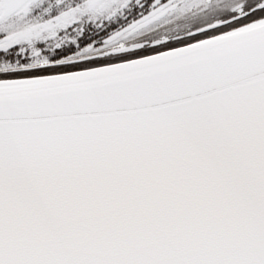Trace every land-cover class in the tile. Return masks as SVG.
Listing matches in <instances>:
<instances>
[{"label":"snow or ice","instance_id":"6c2138e0","mask_svg":"<svg viewBox=\"0 0 264 264\" xmlns=\"http://www.w3.org/2000/svg\"><path fill=\"white\" fill-rule=\"evenodd\" d=\"M0 264H264V0H0Z\"/></svg>","mask_w":264,"mask_h":264}]
</instances>
